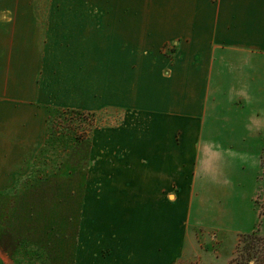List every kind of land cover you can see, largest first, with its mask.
Masks as SVG:
<instances>
[{"label": "crops", "instance_id": "1", "mask_svg": "<svg viewBox=\"0 0 264 264\" xmlns=\"http://www.w3.org/2000/svg\"><path fill=\"white\" fill-rule=\"evenodd\" d=\"M73 3L100 21L86 39L103 38L107 56L159 58L163 46H174L170 75L154 62L143 66L135 86L137 109L159 122L149 132L156 170L125 177L130 186L120 205L138 218L133 227L145 239L143 264H221L196 234L253 228L246 202L264 141V0ZM50 10L51 2L0 0V189L21 174L43 141L38 41ZM127 81L123 75L119 83ZM106 88L114 104L113 84ZM4 230L0 226L1 235ZM0 264H11L1 247Z\"/></svg>", "mask_w": 264, "mask_h": 264}, {"label": "rangeland", "instance_id": "2", "mask_svg": "<svg viewBox=\"0 0 264 264\" xmlns=\"http://www.w3.org/2000/svg\"><path fill=\"white\" fill-rule=\"evenodd\" d=\"M35 1L51 2L50 21L45 17L39 26L43 33L38 41V99L46 104L39 106L45 128L33 159L0 189V226L8 233L0 234V247L11 264H143L145 239L133 227L138 218L128 216L120 205L127 196L123 189L130 186L125 177L156 170L149 132L159 122L137 109L141 99L135 86L143 66L148 69L154 62L161 63L164 76L170 75L174 46H163L159 58L107 56L109 45L103 38L86 39L95 22L100 24L90 9L74 8L75 0ZM63 1L69 8L57 7ZM112 65L113 71L128 69L113 73ZM123 75L128 83L121 86ZM109 82L114 98H119L114 104L108 95L112 88H106ZM261 145L246 205L250 231L264 257V141ZM245 223L242 217L240 224ZM243 234L230 227L219 233L203 230L196 237L221 264L230 259L240 264L232 259L239 257Z\"/></svg>", "mask_w": 264, "mask_h": 264}, {"label": "trees", "instance_id": "3", "mask_svg": "<svg viewBox=\"0 0 264 264\" xmlns=\"http://www.w3.org/2000/svg\"><path fill=\"white\" fill-rule=\"evenodd\" d=\"M50 124H51V120L47 119V125L49 126ZM255 235L256 234H254V232H251L240 236L238 245L240 246L241 240L242 241L245 240V241L242 242L243 243L242 249L238 250L239 257L233 258L232 263L237 262L240 264H264V257L263 255H261L263 251L260 252L259 250H257V248H259L260 245H258L259 242L258 243L256 242ZM237 259L240 260L241 262H239Z\"/></svg>", "mask_w": 264, "mask_h": 264}]
</instances>
